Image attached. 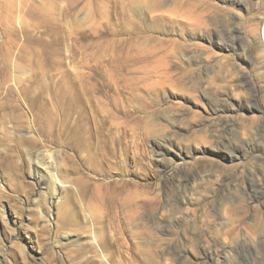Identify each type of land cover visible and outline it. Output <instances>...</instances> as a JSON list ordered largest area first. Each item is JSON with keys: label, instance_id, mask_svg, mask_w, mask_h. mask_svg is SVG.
<instances>
[{"label": "rangeland", "instance_id": "obj_1", "mask_svg": "<svg viewBox=\"0 0 264 264\" xmlns=\"http://www.w3.org/2000/svg\"><path fill=\"white\" fill-rule=\"evenodd\" d=\"M139 1L0 0V264H264V0Z\"/></svg>", "mask_w": 264, "mask_h": 264}, {"label": "bare ground", "instance_id": "obj_2", "mask_svg": "<svg viewBox=\"0 0 264 264\" xmlns=\"http://www.w3.org/2000/svg\"><path fill=\"white\" fill-rule=\"evenodd\" d=\"M136 1V0H135ZM139 1V0H138ZM142 1V0H141ZM140 2V1H139ZM239 3V2H238ZM63 81V80H62ZM65 82V81H64ZM60 83V82H59ZM62 85H63V83H62ZM60 86V85H59ZM63 87H64V85H63ZM58 88V87H57ZM63 91V90H62ZM62 93V92H61ZM64 93V92H63ZM70 93V92H69ZM60 95V94H59ZM62 95V94H61ZM61 95L60 96H58V97H60L59 99H61ZM68 98H69V96H68ZM63 100V99H62ZM75 114H74V111L73 110H65L64 111V116H65V126L66 125H68V127H66V129L65 130H68L69 128H70V134L72 133V128H71V119L73 118V116H74ZM80 116H78L77 118H76V121H77V123L79 124H81L82 123V121L84 122L85 121V117L83 116V115H81V114H79ZM75 119V118H74ZM87 119V118H86ZM63 121V120H62ZM75 121V120H74ZM74 121H73V123H74ZM68 123V124H67ZM70 123V124H69ZM73 123H72V125H73ZM76 123V124H77ZM81 126V125H80ZM59 128H61V127H59ZM68 128V129H67ZM64 129V128H63ZM61 130V129H60ZM59 130H57V132H58ZM74 131H76L75 129H74ZM83 131H84V129H83ZM61 133V132H60ZM62 135H63V133H61ZM66 134L67 133H65V136H66ZM73 134V133H72ZM75 134V133H74ZM83 134V133H82ZM78 135H79V133H78ZM81 135V134H80ZM64 136V137H65ZM75 136V135H74ZM74 136H72V137H74ZM77 136V135H76ZM56 137V136H55ZM69 137V136H68ZM71 137V136H70ZM79 137V136H78ZM78 137H76L75 139L76 140H74V141H77V138ZM59 138H60V136H59ZM62 138V137H61ZM81 138V137H80ZM79 138V139H80ZM90 138V137H89ZM88 138V139H89ZM79 139H78V141H79ZM71 140V139H70ZM58 141V140H57ZM72 141V140H71ZM83 141V140H82ZM63 142V141H62ZM65 143V142H64ZM79 143V142H78ZM77 143V144H78ZM79 145V144H78ZM84 145V143L82 142V146ZM80 146H81V144H80ZM85 147V146H84ZM39 165H37L36 166V168H35V172L37 173L38 171L37 170H40L41 168L40 167H38ZM55 166H56V164H55ZM54 166V162H53V160H50V162H48L47 163V165H45V167L44 168H42V171L41 172H44V175H45V177L46 178H49L50 179V181H51V183H52V185H53V187H54V189H52V193L51 194H49V200L52 202V200L54 201V199H56L57 198V193H58V191L59 192H61V191H63V181L61 180V178H60V176H59V168L57 169V167H55ZM40 168V169H39ZM58 171V172H57ZM39 175V174H38ZM42 178H44V177H42ZM98 241V240H97Z\"/></svg>", "mask_w": 264, "mask_h": 264}]
</instances>
